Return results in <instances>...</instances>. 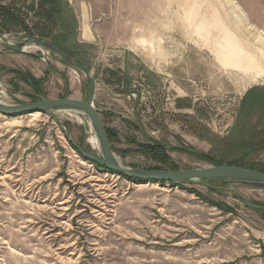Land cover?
<instances>
[{
  "label": "rangeland",
  "instance_id": "374dc122",
  "mask_svg": "<svg viewBox=\"0 0 264 264\" xmlns=\"http://www.w3.org/2000/svg\"><path fill=\"white\" fill-rule=\"evenodd\" d=\"M31 1L1 2L21 8L31 28L39 23L26 10ZM97 5L103 13L87 17L92 42L81 37L74 8L75 38L59 29L55 35L63 33L61 46L92 72L94 108L114 135L108 140L117 160L143 170L200 169L220 160L223 148L210 141L237 123L247 91L264 88V0ZM8 28L0 29L3 41L28 38L23 28ZM87 95L85 75L39 45L24 53L0 47V102ZM91 136L79 113L0 115V264H264V211L249 206L264 208L263 189L217 180L131 182L96 169L73 148L83 140L98 155ZM143 145L165 147L167 163L141 152ZM227 154L225 162H233L244 153ZM245 162L264 166V148Z\"/></svg>",
  "mask_w": 264,
  "mask_h": 264
},
{
  "label": "water",
  "instance_id": "95a60500",
  "mask_svg": "<svg viewBox=\"0 0 264 264\" xmlns=\"http://www.w3.org/2000/svg\"><path fill=\"white\" fill-rule=\"evenodd\" d=\"M30 44L39 45L46 51L57 56L66 65L82 72L88 83L87 98L84 101L72 98H43L41 100L31 102L17 100V104L14 105H8L0 102L1 116L16 117L32 113L50 114L51 112L57 111L79 113L88 120V125L97 139L99 154L93 155L91 152L87 151L83 147V140L80 144L72 143L73 148L85 160L114 174L122 175L128 179H133L136 182L170 183L184 186L217 180L223 182L232 181L264 190V172L224 163H218L206 168L190 170H143L122 165L111 150L104 123L99 112L94 108L93 101L95 97L96 83L90 68L80 63L78 60L62 53L51 43L40 40L38 37H28L17 45L7 43L0 38V47L15 53H24L26 47Z\"/></svg>",
  "mask_w": 264,
  "mask_h": 264
},
{
  "label": "trees",
  "instance_id": "16d2710c",
  "mask_svg": "<svg viewBox=\"0 0 264 264\" xmlns=\"http://www.w3.org/2000/svg\"><path fill=\"white\" fill-rule=\"evenodd\" d=\"M2 0H0V29L3 31H9V26H19L23 28L25 35L28 37L36 36L40 40H45L51 43L54 47L60 50L62 53L68 55L69 57L74 58L72 54L68 53L59 42V37L61 35H55L57 30L62 31L65 33L63 37H73L76 36L77 31V20L75 14L73 12L72 7L69 5L68 1L66 0H36L31 1L27 5V11L32 13L33 16H36L39 20V23L34 24L31 28L27 27L24 24L23 18L21 15V8L14 7L12 3L10 5H3ZM21 1V0H20ZM68 9V11H66ZM68 16L70 17L68 19ZM58 34V33H57ZM78 60V59H76ZM80 63L81 61L78 60ZM34 82L37 85L39 82L34 81L33 79L25 80ZM34 88L37 89V87ZM37 92H39L37 90ZM238 118L237 123L233 124L232 129L228 133V135L224 138L215 139L210 141L213 148L218 149V146L221 145L223 150L219 151L218 155L221 157L220 160H215L211 158V163L213 165L218 163H224L233 166H239L248 168L254 171L264 172V166L256 167L251 163L245 162L248 156H252L256 152V150H260L264 148V130L258 131V128L264 129V88H252L245 93L243 98L241 99L240 106L238 109ZM253 115L258 117V123H252ZM250 121V122H249ZM106 133L108 135V139L111 141L114 138V135L106 128ZM228 150H239V152L244 153L243 156L237 157L233 160V162H225L227 160L225 157L231 156L228 153ZM140 151L144 152L150 156L154 160H159L162 164H166L168 158L165 155V147L161 145H154L150 146H140ZM96 169H99L103 172L111 173L104 168L97 166L96 164L92 163ZM176 170V169H174ZM117 175V174H116ZM126 180L131 182H136L133 179H128L122 175H118ZM160 184H167V183H160ZM172 186H182V185H174ZM191 193L195 194L197 197L201 198L205 202L209 203L210 205L216 206L220 210L224 212L232 211L223 204H217L212 201L207 200L206 198L202 197L198 192L191 190ZM255 209H260L264 211V208H261L257 205H251ZM264 214V213H263Z\"/></svg>",
  "mask_w": 264,
  "mask_h": 264
},
{
  "label": "crops",
  "instance_id": "0c3cea01",
  "mask_svg": "<svg viewBox=\"0 0 264 264\" xmlns=\"http://www.w3.org/2000/svg\"><path fill=\"white\" fill-rule=\"evenodd\" d=\"M72 5L76 15L78 16V25L80 27L81 37L87 42H92L90 39V26L91 21L88 20V15L103 13L99 8L98 0H67ZM96 21L93 22V24Z\"/></svg>",
  "mask_w": 264,
  "mask_h": 264
},
{
  "label": "bare ground",
  "instance_id": "6f19581e",
  "mask_svg": "<svg viewBox=\"0 0 264 264\" xmlns=\"http://www.w3.org/2000/svg\"><path fill=\"white\" fill-rule=\"evenodd\" d=\"M208 34H210L209 32H208ZM32 48V47H31ZM221 55V54H220ZM249 55V54H248ZM228 59H230V57L229 56H227V54H224V61L227 63V62H233L234 60H232V59H230V60H228ZM235 62V61H234ZM256 62V61H255ZM258 68H259V66H258ZM82 122V121H81ZM88 143L92 146V147H97L98 148V143H97V139H96V137L95 136H91L90 138H88Z\"/></svg>",
  "mask_w": 264,
  "mask_h": 264
}]
</instances>
